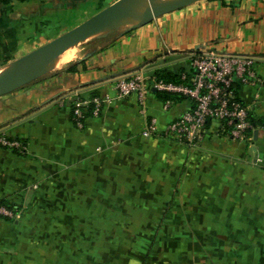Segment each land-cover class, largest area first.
I'll return each instance as SVG.
<instances>
[{
    "label": "crops",
    "instance_id": "1",
    "mask_svg": "<svg viewBox=\"0 0 264 264\" xmlns=\"http://www.w3.org/2000/svg\"><path fill=\"white\" fill-rule=\"evenodd\" d=\"M114 1L0 0V71L75 16L74 26ZM90 38L62 53L70 61L54 65L60 54L43 75L0 96V132L24 145L0 143V199L19 214L0 215V264H123V225L210 223V209H233L232 222L252 234L264 227V0H200ZM199 46L252 58L260 81L236 84L251 107L249 139L224 135L216 120L195 146L164 132L191 103L148 79L160 68L185 74ZM136 73L148 87L143 102L138 94L113 99L83 128L73 125L70 90L112 93L114 79ZM151 118L158 132L143 137ZM195 209L203 211L192 217Z\"/></svg>",
    "mask_w": 264,
    "mask_h": 264
},
{
    "label": "built area",
    "instance_id": "2",
    "mask_svg": "<svg viewBox=\"0 0 264 264\" xmlns=\"http://www.w3.org/2000/svg\"><path fill=\"white\" fill-rule=\"evenodd\" d=\"M190 69L192 75L188 85L175 84L153 75L148 79L150 81L148 87L179 92L191 103L188 110L166 125L164 132L188 146H195L208 135L209 125L216 120L224 135L233 139H249V130L252 128L251 107L239 99L236 84L255 85L260 81L252 58L202 46L190 52ZM118 79L111 86L112 93H99L91 98L94 107L90 115L85 113L87 100L73 99L75 106L70 119L76 128H83L87 117L100 115L105 104L113 99L138 94L143 102V93L148 87L145 86V80L140 74ZM157 132L156 120L151 118L146 123L142 136L150 137ZM0 143L20 150L24 147L19 140L11 139L2 132ZM3 214L10 217L18 216V212L0 204V215Z\"/></svg>",
    "mask_w": 264,
    "mask_h": 264
},
{
    "label": "rangeland",
    "instance_id": "3",
    "mask_svg": "<svg viewBox=\"0 0 264 264\" xmlns=\"http://www.w3.org/2000/svg\"><path fill=\"white\" fill-rule=\"evenodd\" d=\"M78 16L81 20L83 14L80 12ZM75 17L64 24L66 28L74 26L71 22L79 19ZM118 80L114 79L111 86ZM202 211L195 209L192 217ZM233 211L231 208L208 210L205 217L211 219L210 223L123 225V264H264V227L257 225L252 234L253 229L249 231L246 223L232 222L238 218ZM241 212L239 219L246 217ZM179 215L182 220L185 215L182 209ZM215 217H221L223 222H216ZM216 231L223 233L222 239L213 238Z\"/></svg>",
    "mask_w": 264,
    "mask_h": 264
},
{
    "label": "water",
    "instance_id": "4",
    "mask_svg": "<svg viewBox=\"0 0 264 264\" xmlns=\"http://www.w3.org/2000/svg\"><path fill=\"white\" fill-rule=\"evenodd\" d=\"M200 0H116L42 45L10 61L0 71V96L40 77L66 49L113 31L129 30Z\"/></svg>",
    "mask_w": 264,
    "mask_h": 264
},
{
    "label": "trees",
    "instance_id": "5",
    "mask_svg": "<svg viewBox=\"0 0 264 264\" xmlns=\"http://www.w3.org/2000/svg\"><path fill=\"white\" fill-rule=\"evenodd\" d=\"M73 66H69L67 67V69H72ZM181 71V68L178 70V71H166L164 69H157L156 70V75L157 77L161 78V79H166L167 80H171V81H175V82H183V83H190L189 81V78L191 77L192 75V71L191 69L187 70V72H185V74H179ZM181 75V76H180ZM184 75V78H182V76ZM71 91V92H70ZM69 93L67 95H69V108H70V117L72 116V111L74 109V102H73V99L74 98H78L80 100H87L88 101V104L85 108V113L87 115H90L91 114V111L94 107V104L93 102L91 101V98L95 95H99L98 93V90L97 89H87L85 91H80V92H74V90H70ZM162 94V96H164L165 98L167 97H173L174 99L175 98H180V97H184L183 95H180L178 93H171L170 95L169 94H165V93H160ZM64 100V99H63ZM6 203H8L5 199H0V204L1 205H5L8 209H13L15 207V205L13 204H10V205H7Z\"/></svg>",
    "mask_w": 264,
    "mask_h": 264
},
{
    "label": "bare ground",
    "instance_id": "6",
    "mask_svg": "<svg viewBox=\"0 0 264 264\" xmlns=\"http://www.w3.org/2000/svg\"><path fill=\"white\" fill-rule=\"evenodd\" d=\"M62 55H63V54H62ZM72 57H73L72 54H68V53L66 52V54H64L63 56H61V57L59 58V60H57L58 62H57L56 64H54V65H56V66H60V65H62V64H65L66 62L70 61V60L72 59ZM54 61L56 62V60H54Z\"/></svg>",
    "mask_w": 264,
    "mask_h": 264
}]
</instances>
